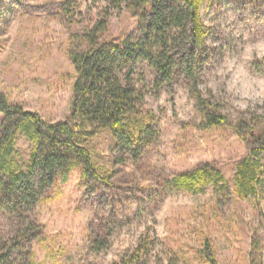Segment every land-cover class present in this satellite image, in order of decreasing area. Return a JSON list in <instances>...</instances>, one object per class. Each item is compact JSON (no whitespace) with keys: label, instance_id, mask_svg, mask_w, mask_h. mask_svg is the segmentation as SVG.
<instances>
[{"label":"rangeland","instance_id":"1","mask_svg":"<svg viewBox=\"0 0 264 264\" xmlns=\"http://www.w3.org/2000/svg\"><path fill=\"white\" fill-rule=\"evenodd\" d=\"M64 0H0V92L12 103L38 112L48 121L69 113L73 66L66 55L69 38L91 25L104 0H74V23L63 15ZM201 16L209 29L203 94L232 122L264 116V0H206ZM105 38L138 33L137 20L125 8L110 10ZM133 81L144 93L143 107L155 116L159 138L134 159L111 151L102 134L97 151L113 170L109 185L83 184L80 168L50 190V199L34 208L44 233L30 244L41 264H114L141 236L154 238L147 264H204L198 251L208 239L221 264H248L258 243L264 264V190L256 198L218 196L209 187L200 194L162 191L165 179L200 163H209L229 180L248 145L231 127L201 129L200 114L179 79L156 85L154 71L138 64ZM17 148L26 154L22 139ZM112 157L122 158L114 164ZM0 233L11 225L0 216ZM92 237H108V246L90 249Z\"/></svg>","mask_w":264,"mask_h":264},{"label":"trees","instance_id":"2","mask_svg":"<svg viewBox=\"0 0 264 264\" xmlns=\"http://www.w3.org/2000/svg\"><path fill=\"white\" fill-rule=\"evenodd\" d=\"M104 1L100 16L69 38L66 55L75 79L65 119L48 121L0 92V216L11 225L8 236L0 233V264H41L30 249L44 233L34 208L51 198L50 190L66 182L72 169L80 168L83 184L109 185L110 161H102L96 149L102 134L111 138L112 152L128 151L134 159L157 143L155 116L144 109V93L133 81L138 64L154 71L158 86L174 79L186 85L200 114L201 129L231 127L248 145L229 180L213 165L200 163L165 179L162 191L200 194L211 187L218 196L245 199L264 190V116L253 112L232 122L199 87L208 59L209 29L201 16L206 0ZM60 5L74 23L75 1ZM120 8L137 20L138 33L118 40L105 38L110 10ZM20 139L29 145L26 154L17 148ZM110 160L122 163V158ZM92 238L91 250L108 246V237ZM154 244V238L141 236L114 264H147ZM202 246L198 251L202 263L221 264L208 239ZM178 262L170 256L167 264ZM248 264H263L256 242Z\"/></svg>","mask_w":264,"mask_h":264}]
</instances>
